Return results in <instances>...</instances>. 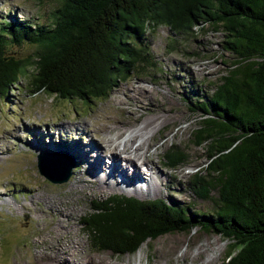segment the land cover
Returning <instances> with one entry per match:
<instances>
[{
    "label": "trees",
    "instance_id": "16d2710c",
    "mask_svg": "<svg viewBox=\"0 0 264 264\" xmlns=\"http://www.w3.org/2000/svg\"><path fill=\"white\" fill-rule=\"evenodd\" d=\"M50 24L18 15L0 23V97L9 99L25 78L34 95L102 102L150 61L151 29L189 35L204 25L220 30L231 54L214 94L203 97L197 145L211 160L192 187L202 198L216 189L214 213L115 194L91 200L82 229L98 252L135 254L168 232L203 229L228 239L222 264H264V0H58ZM35 46L21 57L14 47ZM168 167L186 155L171 146Z\"/></svg>",
    "mask_w": 264,
    "mask_h": 264
},
{
    "label": "rangeland",
    "instance_id": "374dc122",
    "mask_svg": "<svg viewBox=\"0 0 264 264\" xmlns=\"http://www.w3.org/2000/svg\"><path fill=\"white\" fill-rule=\"evenodd\" d=\"M57 5L58 0H0V23L16 14L33 23L50 24ZM224 39L220 30L207 24L189 35L174 34L163 25L151 29L146 40L150 61L155 66L145 65L102 102L84 105L78 99L71 103L45 92L34 95L28 78L13 89L9 99L0 97V264H55L35 257L37 232L49 228L55 218L43 204L48 199L58 209L72 211L67 223L73 230L41 246L49 248L60 239L75 237L82 242L75 262L222 264L228 239L214 229L206 231L200 224L189 230L168 232L143 243L135 254L119 256L96 251L82 229V220L91 211V200L115 194L141 200L159 198L201 216L214 213L216 189L210 191L209 198H202L192 187L193 177L211 162L205 146L197 145L194 131L202 114L196 110L197 103L214 94L215 82L231 60V54L223 48ZM14 49L21 57L36 52L31 44ZM77 128L82 131H76ZM84 130H90L93 139L102 143L96 146L101 168L92 153L76 147L89 139ZM125 144L131 147L127 153L122 151ZM171 146L185 153L184 165H166L164 156ZM135 147L140 157L131 156ZM43 148L48 149L41 151ZM115 148L125 171H118L114 163L110 165L109 177L105 161L113 157ZM62 151L75 162V168L69 181L55 184L40 173V156ZM127 157L135 158L136 171ZM146 157L148 164L143 162ZM117 173L129 177L127 184L124 176L118 177ZM84 178L89 183L68 189ZM41 208L44 209L39 211ZM175 245L176 249L166 250ZM66 261L74 264L69 256Z\"/></svg>",
    "mask_w": 264,
    "mask_h": 264
},
{
    "label": "bare ground",
    "instance_id": "6f19581e",
    "mask_svg": "<svg viewBox=\"0 0 264 264\" xmlns=\"http://www.w3.org/2000/svg\"><path fill=\"white\" fill-rule=\"evenodd\" d=\"M76 131H82V130L77 128ZM84 131H85L84 132L85 137H89V139L87 141L85 140L83 142L78 143L79 145H77L76 147H78V149H81V150L87 149L90 153H92V157L95 159L96 165H98V167L101 168L102 159H101V155L97 154V147L100 145L102 146V143L98 139H96V141H95V139H93V136H92V133L90 130L89 131L84 130ZM132 142H133V139H132ZM42 146L47 147L46 144H43ZM119 146H118V148H119ZM48 147H49V145H48ZM122 147H123L122 151L125 153H127V151L131 148V147L128 148V146L126 144L123 145ZM55 148H57V147H55ZM55 148H53V150H56ZM118 148H115V151L112 153L113 157H111V159H108L109 162H107L108 160L105 161L107 163V165H105V166H107L110 169V173H107L109 177L112 175L110 165L112 166L115 163L116 166L118 167L117 168L118 171H120V170L122 171V169L124 167L122 162H121L122 159H119L117 157V149ZM44 149L45 148H43L41 151H45L48 148H46L45 150ZM95 150H96V152H95ZM147 150H146V153H147ZM137 151H138V149L135 147L132 151L134 153H132L131 156H135V158L138 156L140 157V155L137 154ZM135 158H132V157L126 158L128 160V162H131L133 164V166H134L133 171H136V169H138L137 164H135V162H136ZM148 161L149 160L147 157L143 159L144 163H147ZM124 171H122V172H124ZM116 175L118 177H121V176H124V173H121V175L119 173H117ZM140 175H141V173H140ZM124 178L126 179V182H124V183L127 184V178H129V177L126 175V176H124ZM87 183H89V179L84 178V179L80 180V184L74 183L73 185H70V187L68 189H70V190L71 189H78L80 185H85ZM38 194L34 193V195H38ZM43 204L46 205V208H49V210L52 211V212H50V214L52 213L53 217H55V218L52 219L51 222L48 224V225H50L49 228L41 229L40 231L37 232V234L35 236V241L38 245L36 255H35L36 259H40V260L46 259V260H48L52 263H55V264H67L66 259L69 256L73 259L74 264L83 263V260L81 263H80V261L75 262L77 259H79L80 255H78V251L81 250V248H82V242L80 240L76 239L75 237L70 236L67 241L64 239H60V242H58L57 244H55L53 246H50L49 248L41 246V243L45 244L47 241H49V239L51 240V239L60 238L61 236L65 235L66 233L68 234V232L73 230V227L70 228L69 224L67 223L69 217L73 215L71 210L65 212L64 209H61V208L58 209V207H57L58 205L55 204V202L53 203V201L51 202L49 199L47 201L43 200ZM42 209H44V208H41L39 211H41ZM36 214H35V217L37 216ZM37 219H38V216H37ZM49 237H51V238H49ZM51 241H53V240H51ZM176 248L177 247L175 245V246H171V248H168L166 250L171 251V250H174Z\"/></svg>",
    "mask_w": 264,
    "mask_h": 264
},
{
    "label": "water",
    "instance_id": "95a60500",
    "mask_svg": "<svg viewBox=\"0 0 264 264\" xmlns=\"http://www.w3.org/2000/svg\"><path fill=\"white\" fill-rule=\"evenodd\" d=\"M67 157V153L63 151L58 154H42L39 161L40 173L55 184L69 181L75 162L68 160Z\"/></svg>",
    "mask_w": 264,
    "mask_h": 264
}]
</instances>
